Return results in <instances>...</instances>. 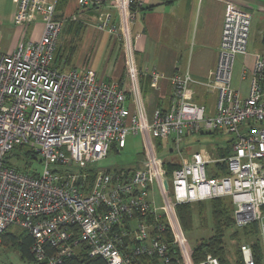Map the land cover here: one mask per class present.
Here are the masks:
<instances>
[{"label": "built area", "instance_id": "obj_1", "mask_svg": "<svg viewBox=\"0 0 264 264\" xmlns=\"http://www.w3.org/2000/svg\"><path fill=\"white\" fill-rule=\"evenodd\" d=\"M15 1L16 26L25 29L40 17L44 29L37 40L24 38L11 52L0 50V246L6 230L22 228L33 238L35 260L45 264L61 263L82 245L88 255L103 257L108 264H135L143 255L169 264L164 215L184 264H237L211 254L195 263L192 247L180 242L186 239L178 236L175 217L178 204L230 197L235 225L256 223L260 232L261 262L244 242L242 264H264V52L255 55L251 71H244L243 78L250 77L248 95L233 86L237 57L249 53L252 12L227 2L218 65L214 75L201 82L218 91L215 114L193 101L194 81L186 72L172 76L170 108L156 110L150 118L133 56L137 0H113L118 22H111L109 11L96 24L124 41L128 87L93 69L68 66L64 59L57 63L65 24L57 17L59 0ZM105 1L78 0L101 14ZM152 75L155 82L163 77L157 69ZM214 131L232 135L229 154L218 157L206 147L187 153V136ZM138 133L145 151L137 168L96 165ZM158 139L171 145L160 147ZM22 144L36 152L33 163L40 169L20 170L19 158H8ZM166 154L180 162L170 177L173 197L165 184ZM222 163L227 171L219 169Z\"/></svg>", "mask_w": 264, "mask_h": 264}, {"label": "crops", "instance_id": "obj_2", "mask_svg": "<svg viewBox=\"0 0 264 264\" xmlns=\"http://www.w3.org/2000/svg\"><path fill=\"white\" fill-rule=\"evenodd\" d=\"M228 1L253 14L249 53L237 57L233 74V86L246 96L250 77L244 79V71H251L255 55L264 52V0H137L132 23L135 36L133 56L140 71V85L145 93L150 118L156 110L170 108L174 101L172 76L186 72L194 81L193 101L204 105L207 114H215L218 91L205 87L201 82L211 78L217 68ZM17 8L15 0H0V50L6 53L11 52L24 38L39 39L44 29L40 17H36L25 29L16 26L14 17ZM101 9L102 14L91 7L79 5L78 0H59L57 17L65 23L61 37L70 26L68 23L82 22L86 26L80 32L74 53L78 55V60L71 67L82 71L93 69L102 78L119 80L124 77L128 58L124 41L107 29L99 30L96 27L109 11L114 16L111 22H118V12L113 0H106ZM77 26L76 23L74 27ZM73 32L76 33V30L71 26V31L67 33L72 35ZM81 41L83 44L80 47ZM99 55L104 61L101 71L99 64L103 61ZM156 69L163 75L157 82L152 75ZM124 84L128 87L127 77ZM158 144L168 148L171 142L158 139ZM165 157L172 158L169 154ZM156 198L159 200L157 193Z\"/></svg>", "mask_w": 264, "mask_h": 264}, {"label": "trees", "instance_id": "obj_3", "mask_svg": "<svg viewBox=\"0 0 264 264\" xmlns=\"http://www.w3.org/2000/svg\"><path fill=\"white\" fill-rule=\"evenodd\" d=\"M135 5H133V8ZM78 24L77 27H74L75 24ZM82 23V22H81ZM81 23L71 21L68 23V26H73L78 34L82 31L83 27ZM84 26V25H83ZM65 46L69 47V43L65 44ZM73 47V48H72ZM65 48L61 49L58 47L56 53V61L62 59V57L67 54V57L64 59L66 65H70L73 61L74 53L76 50L75 45H71L69 53H64ZM63 60V59H62ZM125 78L121 79L120 84L124 85ZM145 94V93H144ZM219 131H214L212 133H218ZM161 144V142L159 141ZM227 147H220L219 145L216 147V154L218 156H226L230 153V140L228 139ZM218 152V153H217ZM142 156L144 154L142 153ZM16 157L20 161V164H24V167H28L30 163H33L35 158H37L36 152L29 148L27 145L22 144L16 146L12 151L9 153L8 158ZM138 164L137 166H139ZM180 165V162H172L169 159H165V166L167 168L168 175H172L173 170ZM222 167H219L222 171H227L226 163L220 164ZM137 168V167H130ZM204 201L198 202V216L204 212L203 203ZM231 204V203H230ZM228 204L224 198L216 197L210 200L211 205V216L213 220V228L212 234L209 237H203L195 245H192V258L195 263H200L203 261L208 254H213L214 256L218 257L221 262L227 263L230 262L229 259V247L227 242L229 240V236L234 240V244L237 247V259L235 263L242 264V254H241V245L242 243L246 242L252 245L255 251V258L257 263L261 262V243H260V232L259 227L256 223L251 225L245 226L244 228H238L235 225V218H234V208L232 205ZM233 204V203H232ZM177 212L179 214V218L182 224V227L187 230L193 229V219H194V205L192 202L190 203H182L177 205ZM148 221H152V217H147ZM161 223L165 226V231L163 232V237L165 241L169 244V255H170V263L169 264H184L182 259V254L180 251V247L174 242L173 232L171 230L170 225L168 224L167 219L163 215L161 217ZM33 238L32 236L22 228H13V230L8 229L3 234V243H12L17 245L18 250L22 253V256L28 258L30 260H35L34 255L31 251V244ZM40 264H45L41 263ZM58 264H108L107 261L100 256L91 257L88 255V251L84 245L80 246L76 253L65 257L61 263ZM135 264H162L158 258L155 256H147L143 255L138 257L135 260Z\"/></svg>", "mask_w": 264, "mask_h": 264}, {"label": "rangeland", "instance_id": "obj_4", "mask_svg": "<svg viewBox=\"0 0 264 264\" xmlns=\"http://www.w3.org/2000/svg\"><path fill=\"white\" fill-rule=\"evenodd\" d=\"M112 13V12H111ZM83 24V23H82ZM84 25V24H83ZM86 26V25H84ZM254 28V26H253ZM71 31L70 26L68 27V29L66 30V33L63 34V36L60 39V42L58 44V47L61 49L65 48V52L64 53H69V50L71 48V45H78L79 42V37L77 33H74L72 35H70V33H67ZM63 32V31H62ZM10 42V41H9ZM69 43V47L65 46V44ZM82 41L80 43V47L82 46ZM73 48V47H72ZM67 57V54H65L62 59H65ZM99 57L102 56L99 55ZM84 58V57H83ZM61 60L57 61V63H61ZM77 60H78V55L74 54L73 57V64H77ZM103 61V59H102ZM70 64L68 66H73V64ZM103 65H104V61L102 63L99 64V71L103 70ZM127 75H126V70L124 71V77L126 79ZM119 82L121 81V79L118 80ZM143 95L144 92H143ZM241 131L244 132L245 129L241 128ZM232 135L227 133V132H218V133H197V134H193L190 136H187L185 138V141L183 143L184 146H186V151L187 153H190L200 147H206L208 149L211 150H215L216 147L219 145L220 147H227V140L229 138H231ZM145 143H144V137L141 133L135 134V135H129L128 136V140H127V145L125 148H123L122 150H120L119 152L116 151V149H112L109 153V155L107 157H105L104 159L98 161L96 163V165L99 168L102 169H107V168H130V167H134L138 164V162H140L143 158V156L140 154V152H144L145 150ZM216 152V150H215ZM218 153V152H217ZM218 156V154H216ZM172 158L175 157V155L173 154L171 156ZM219 157V156H218ZM222 157V156H220ZM19 167L20 170H24V164H20L18 163L17 165ZM37 169H40L41 165L39 163H30L28 165V167H34ZM171 176L166 175V187L168 189V192L170 191V196L173 197L174 194V186L172 183V180L170 178ZM156 193H158V190H156ZM224 200L232 205V208H234V205L232 204L231 198L230 197H225ZM158 204L161 205V202L158 201ZM203 207L204 208V212L202 214H200V216H198V202H193L194 205V219H193V229L192 230H185L182 227L180 218H179V214L177 212V209H175V217L177 219V221L179 222V231H178V236L183 237L182 239H186V240H182L180 241L181 243L185 244L187 247L192 245H195L197 243V241H199L201 238L203 237H209L212 234V228H213V220H212V216H211V205H210V200L204 201L203 203ZM177 208V207H175ZM164 210H161V213L164 214ZM165 218L167 219V217L165 216ZM169 220V219H167ZM174 222V221H173ZM11 230H13V228H11ZM172 232L173 229L171 228ZM177 235V234H176ZM173 237L175 239H177V237L175 236L174 232H173ZM229 240L227 242L228 247H229V259L232 262H235L237 257V254H235V252L237 251V247L234 244V240H232V238L229 236ZM179 242V243H180ZM210 255V254H208ZM213 255V254H211ZM0 264H40L38 261H34V260H30L28 258H25L22 256V253L18 250L17 245H14L12 243H3V245L0 246Z\"/></svg>", "mask_w": 264, "mask_h": 264}, {"label": "bare ground", "instance_id": "obj_5", "mask_svg": "<svg viewBox=\"0 0 264 264\" xmlns=\"http://www.w3.org/2000/svg\"><path fill=\"white\" fill-rule=\"evenodd\" d=\"M214 153L216 154L215 151H214ZM180 238H181V239L183 238V237L181 236V234H180ZM185 255H187L186 252H185ZM181 256H182V255H181ZM188 263H190L189 260H188Z\"/></svg>", "mask_w": 264, "mask_h": 264}]
</instances>
